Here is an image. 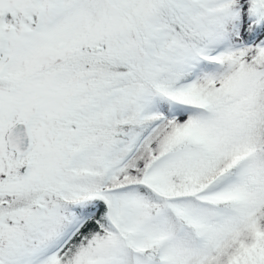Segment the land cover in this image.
<instances>
[{
  "label": "snow or ice",
  "instance_id": "6c2138e0",
  "mask_svg": "<svg viewBox=\"0 0 264 264\" xmlns=\"http://www.w3.org/2000/svg\"><path fill=\"white\" fill-rule=\"evenodd\" d=\"M0 264H264V0H0Z\"/></svg>",
  "mask_w": 264,
  "mask_h": 264
}]
</instances>
